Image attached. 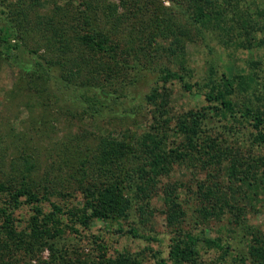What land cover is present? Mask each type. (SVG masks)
<instances>
[{
	"label": "trees",
	"instance_id": "trees-1",
	"mask_svg": "<svg viewBox=\"0 0 264 264\" xmlns=\"http://www.w3.org/2000/svg\"><path fill=\"white\" fill-rule=\"evenodd\" d=\"M40 2L0 0V55L18 70V86L27 78L53 94L57 106L93 124L145 110L150 122L121 138L99 135L91 147L66 145L58 164L67 168L66 193L48 174L41 191L33 189L27 179L34 164L26 160L0 179V264H24L18 253L37 264H141L139 255L109 256L102 245L92 258H74L76 252L69 258L65 233L79 234L94 221L110 230L127 219L144 224L153 197L167 207L162 212L172 228L167 256L154 253V264H205L203 247L219 252L223 264H264V233L245 225L226 198L235 190L264 207V92L254 87L264 86L258 81L264 72H256L262 60L253 58L264 48V0H66L48 16L39 12ZM191 46L206 57L201 72L187 65ZM221 55L232 64L242 60L246 71L228 76ZM173 86L197 97L198 106L172 111L167 90ZM170 132L175 138L167 147ZM175 166L192 169L188 195L199 207L180 198L181 183L161 185ZM73 192L80 193L79 205L52 200ZM22 205L33 214L18 233L12 214ZM189 212L203 222L231 212L237 229L226 239L184 229L179 224ZM117 231L157 242L135 227Z\"/></svg>",
	"mask_w": 264,
	"mask_h": 264
},
{
	"label": "rangeland",
	"instance_id": "rangeland-1",
	"mask_svg": "<svg viewBox=\"0 0 264 264\" xmlns=\"http://www.w3.org/2000/svg\"><path fill=\"white\" fill-rule=\"evenodd\" d=\"M40 1L39 12L44 16H48L52 14L51 12L56 7H61L66 0ZM98 2L106 3L105 0H98ZM29 46L31 48L34 47L31 42ZM217 48L220 49L219 47ZM220 54H223V52L220 51ZM225 55L226 53H224V57ZM249 55L252 58V54L249 53ZM221 56L223 57V55ZM224 57L221 62L228 76L243 70L246 71L247 65L242 63V60L238 59L233 61L234 64H232L231 61L227 60V58L224 59ZM253 58L262 60V66L259 70L255 69L256 72H259V74L261 71L264 72V48L261 49L259 55L256 52L253 53ZM187 59V65L193 67L197 72L202 71L206 59L202 52L193 49L191 46L188 49ZM18 81V70L11 67L0 55V179L6 180L7 175L11 172L23 168L26 160L27 163L34 164V168L29 173L30 178L27 179V183L32 185L33 189L38 188L41 191L44 183H46L43 182L42 176L48 174L47 176L52 181V185L55 184V187L61 193H66L68 191L65 189L68 184L63 179L66 176L67 168L58 166L61 157L65 154L66 150L64 147L66 145L79 144L91 147L92 145L94 146L95 139L99 135L121 138V134L127 130H144L150 122V116L145 113V110L142 115H130L123 119H121V112H119L113 116L99 119L93 124L89 120L80 119L77 114L74 115L72 113V115L67 108L57 106L54 103L53 94L48 93L36 84V88H34L33 82L28 83L27 78L20 87L18 86ZM258 81L264 82V74L260 76ZM260 85L261 83L259 82V86L256 87L255 85L254 87L259 89V92H264V86ZM168 89L169 108L172 111L179 112L181 110L194 109L198 106L197 97L185 95L177 86ZM252 101L258 107L262 105L258 103L259 101L256 98H252ZM261 108L264 110L262 106ZM174 138L175 136L170 132L166 141L167 147L174 143ZM248 142L246 145H248ZM83 148L82 150H84ZM194 176L192 169L175 166L167 176L168 178L164 177L161 179V185L168 184L170 186L179 182L184 186L178 190L182 194L180 198L182 199V196L187 195L188 197L186 196L185 199L191 204L190 206L187 205L188 202L185 203L184 209L186 206H190L192 209L199 207V200H191L188 195L189 188L193 187L191 183H193ZM202 177L204 176L197 175L196 179H202ZM59 181L61 184H56ZM234 191L226 194L229 203L240 209V218L245 220V225L255 227L261 233H264V207H262V201L254 198L250 200L242 192ZM62 198L58 197V195L52 196L53 201H58L68 207L79 205L81 200L78 192H73L72 195ZM4 199L0 198V201L3 203ZM166 208L158 197H153L150 199L149 213L144 224L137 223L138 225H135L132 220L127 219L115 224L110 230L101 221H94L89 229L78 228L79 234L68 233L67 231L65 233L67 239L65 245H68L65 248L67 255L69 258H73L72 252H76L74 258H92L99 255V245H102L109 256H115L118 253H128L134 256L139 255L138 257L142 260L141 264H154V253H159L164 258L168 253L167 246L170 237L168 231L172 228L168 227L165 215L162 212V209L165 211ZM44 210H48V207H45ZM32 214L30 205H22L15 210L12 214V230L19 233L22 229H25ZM140 215L136 214L138 221V216ZM234 219L233 213L226 212L220 222L215 219L212 222H203L189 212L185 217V221L180 223L179 226L194 232L205 230L212 238L222 236L226 239V237L228 238V236L233 234H230V229H237L234 225ZM2 223L3 221L0 219V227ZM130 227L137 228L139 232L151 234L156 238L157 242H146L141 239L131 238L117 231L118 229L127 230ZM69 243L73 245L70 246ZM16 257H21L24 264L27 261L30 264H37V262L30 261L27 257L24 258L20 253L16 254ZM40 257L41 261L47 263L50 259V252L44 249ZM200 257L205 264H223L219 260V252L214 249L201 248Z\"/></svg>",
	"mask_w": 264,
	"mask_h": 264
}]
</instances>
